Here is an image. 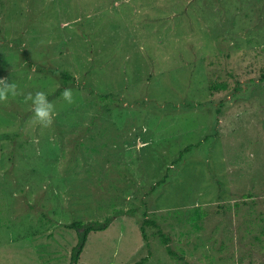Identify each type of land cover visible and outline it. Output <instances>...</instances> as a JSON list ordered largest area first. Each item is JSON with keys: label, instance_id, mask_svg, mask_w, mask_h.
I'll return each mask as SVG.
<instances>
[{"label": "rangeland", "instance_id": "obj_1", "mask_svg": "<svg viewBox=\"0 0 264 264\" xmlns=\"http://www.w3.org/2000/svg\"><path fill=\"white\" fill-rule=\"evenodd\" d=\"M263 72L264 0H0V264H264Z\"/></svg>", "mask_w": 264, "mask_h": 264}, {"label": "clouds", "instance_id": "obj_2", "mask_svg": "<svg viewBox=\"0 0 264 264\" xmlns=\"http://www.w3.org/2000/svg\"><path fill=\"white\" fill-rule=\"evenodd\" d=\"M21 93L18 91V86L14 82H9L6 78H0V103H6L9 97L15 98ZM62 98L68 104H72L73 94L71 88H65L62 92ZM24 100L27 103L31 101V123L47 128L53 123L55 113V105L48 100L47 94L43 91H36L35 93L28 92L24 94Z\"/></svg>", "mask_w": 264, "mask_h": 264}, {"label": "trees", "instance_id": "obj_3", "mask_svg": "<svg viewBox=\"0 0 264 264\" xmlns=\"http://www.w3.org/2000/svg\"><path fill=\"white\" fill-rule=\"evenodd\" d=\"M263 76H264V72H263ZM60 77L64 83H67L71 78H73L66 70L60 71ZM195 213L199 214L198 211ZM110 219L111 218H107L105 220V222H102L99 220H94V221H89V222H84L82 220H74V221L67 224L69 227L73 228L77 234V242L72 248L71 260H70L69 264H77L78 263L82 249H83V246L85 245L90 232L105 228L107 222L110 221ZM144 221L155 223L154 220L146 219ZM158 231H159V235L163 238V240L167 241L168 238L161 232V230L159 228H158ZM167 250L171 255H174L175 257H177V259L181 260L183 258V256L181 254L175 253V251L172 248H170L169 246H167ZM144 261H145V259L142 258L141 260L136 261L135 264H143ZM183 264H187V262L184 260Z\"/></svg>", "mask_w": 264, "mask_h": 264}]
</instances>
